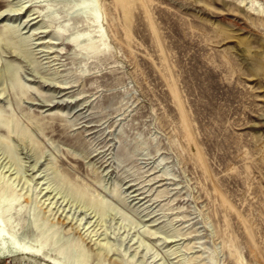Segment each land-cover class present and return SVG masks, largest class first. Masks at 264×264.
<instances>
[{"label":"rangeland","instance_id":"374dc122","mask_svg":"<svg viewBox=\"0 0 264 264\" xmlns=\"http://www.w3.org/2000/svg\"><path fill=\"white\" fill-rule=\"evenodd\" d=\"M5 218L16 264H264V0H0Z\"/></svg>","mask_w":264,"mask_h":264},{"label":"bare ground","instance_id":"6f19581e","mask_svg":"<svg viewBox=\"0 0 264 264\" xmlns=\"http://www.w3.org/2000/svg\"><path fill=\"white\" fill-rule=\"evenodd\" d=\"M252 1L254 3L258 2V0H252ZM27 6L28 5H24L23 4L21 9H26ZM4 224H5V226H4L3 230L5 231V233L1 234L0 239H1V237H3L5 239H8L9 241H11L13 244L17 245L15 242L19 238L16 236L15 229H13V227H11V226H8L9 224H8V219L7 218H5ZM42 243L45 244L46 242H42ZM31 252L36 253L38 255H43L46 260H48L50 262H54L55 264H89V255L87 253H84V252H80L79 255L76 258L71 257V256H65L63 258V260L60 259V255L59 256H52V255H49V254H47V253H45V252H43L41 250H32ZM61 253L62 252H59V254H61ZM7 259L13 260L12 258H7ZM18 263H20V261H18Z\"/></svg>","mask_w":264,"mask_h":264},{"label":"built area","instance_id":"2783aa9c","mask_svg":"<svg viewBox=\"0 0 264 264\" xmlns=\"http://www.w3.org/2000/svg\"><path fill=\"white\" fill-rule=\"evenodd\" d=\"M0 264H15V262L13 260L10 259H0Z\"/></svg>","mask_w":264,"mask_h":264}]
</instances>
